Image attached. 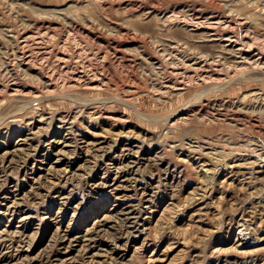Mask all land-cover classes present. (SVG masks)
<instances>
[{"label": "rangeland", "instance_id": "374dc122", "mask_svg": "<svg viewBox=\"0 0 264 264\" xmlns=\"http://www.w3.org/2000/svg\"><path fill=\"white\" fill-rule=\"evenodd\" d=\"M0 264H264V0H0Z\"/></svg>", "mask_w": 264, "mask_h": 264}, {"label": "bare ground", "instance_id": "6f19581e", "mask_svg": "<svg viewBox=\"0 0 264 264\" xmlns=\"http://www.w3.org/2000/svg\"><path fill=\"white\" fill-rule=\"evenodd\" d=\"M49 85V84H48ZM128 101V100H127ZM181 118V117H180ZM40 119H41V116H40ZM63 119V118H62ZM64 120V119H63ZM165 162V161H164ZM169 162V161H168ZM170 166V165H169ZM210 187V186H209Z\"/></svg>", "mask_w": 264, "mask_h": 264}]
</instances>
